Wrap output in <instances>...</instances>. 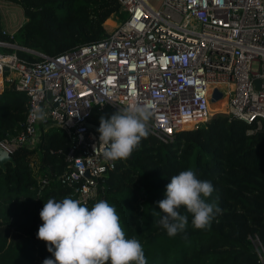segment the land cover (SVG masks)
<instances>
[{"label": "trees", "instance_id": "16d2710c", "mask_svg": "<svg viewBox=\"0 0 264 264\" xmlns=\"http://www.w3.org/2000/svg\"><path fill=\"white\" fill-rule=\"evenodd\" d=\"M9 1L19 4L25 16L11 40L47 56L107 37L109 17L125 15L118 0ZM6 50L29 64L44 59L20 48ZM27 98L25 91L5 83L0 93V139L23 128ZM115 112L109 106L94 107L89 119L100 125L101 116L110 118ZM40 128L35 147L18 146L12 151L14 163L0 167V264L54 259L48 242L37 237L44 223L40 212L49 198L75 199L71 187L59 178L67 166L64 155L71 138L59 126ZM188 169L212 183L214 191L206 199L222 211L210 227L196 229L193 215L181 206L179 211L189 221L186 232L169 236L159 224L164 213L158 202L166 198L172 176ZM102 186L87 206L100 200L114 204L126 238L141 242L148 264H264L263 123L217 112L165 141L150 133L128 159L115 160Z\"/></svg>", "mask_w": 264, "mask_h": 264}, {"label": "built area", "instance_id": "2783aa9c", "mask_svg": "<svg viewBox=\"0 0 264 264\" xmlns=\"http://www.w3.org/2000/svg\"><path fill=\"white\" fill-rule=\"evenodd\" d=\"M118 2L126 14L107 37L54 56L13 42V32L0 28V93L8 83L28 96L23 128L6 134L0 146L11 153L33 148L40 124L63 128L71 141L59 178L86 203L115 167L102 156L100 133L87 125L94 107L146 104L153 113L150 133L163 141L217 112L264 124V0ZM7 48L44 59L29 64ZM214 87L225 99L217 112ZM37 107L44 120L36 118Z\"/></svg>", "mask_w": 264, "mask_h": 264}, {"label": "clouds", "instance_id": "9594fccd", "mask_svg": "<svg viewBox=\"0 0 264 264\" xmlns=\"http://www.w3.org/2000/svg\"><path fill=\"white\" fill-rule=\"evenodd\" d=\"M34 113L39 120L46 118L43 108H34ZM152 115L148 105L133 102L110 118L101 116L97 131L99 143L104 145L103 158L128 159L142 139L149 136ZM213 191L212 183L198 179L191 169L172 176L166 186V198L158 202L164 213L159 224L169 236L185 233L188 216L179 211L185 206L193 215L194 228L210 227L214 216L222 211L206 199ZM40 216L44 223L37 237L48 242L47 249L54 256L43 264H148L141 242L135 237L126 238L116 206L107 200L89 208L86 202L71 196L60 201L49 198Z\"/></svg>", "mask_w": 264, "mask_h": 264}, {"label": "rangeland", "instance_id": "374dc122", "mask_svg": "<svg viewBox=\"0 0 264 264\" xmlns=\"http://www.w3.org/2000/svg\"><path fill=\"white\" fill-rule=\"evenodd\" d=\"M161 0H150V3L154 6H158ZM126 14V13H125ZM0 19L6 24L7 30L9 32H14V29L24 20V14L21 6L15 2L9 0H0ZM110 22L105 24L108 31L113 28V24L118 22L119 16L113 14L109 17ZM16 30V29H15ZM216 100L212 102V111L217 112L225 108V99ZM220 101V102H219Z\"/></svg>", "mask_w": 264, "mask_h": 264}, {"label": "water", "instance_id": "95a60500", "mask_svg": "<svg viewBox=\"0 0 264 264\" xmlns=\"http://www.w3.org/2000/svg\"><path fill=\"white\" fill-rule=\"evenodd\" d=\"M257 86L259 85V80L256 79L255 80ZM222 95V92L217 88L214 87L213 92H212V96H211V101L214 102L216 100H218ZM87 125L91 128H93L94 130H97L99 128V124L93 122V121H87ZM13 162L14 163V158L12 156V153L8 150H6L5 148H3L2 146H0V167L5 169L6 167V162Z\"/></svg>", "mask_w": 264, "mask_h": 264}, {"label": "crops", "instance_id": "0c3cea01", "mask_svg": "<svg viewBox=\"0 0 264 264\" xmlns=\"http://www.w3.org/2000/svg\"><path fill=\"white\" fill-rule=\"evenodd\" d=\"M21 9H22V7H21ZM22 11H23V9H22ZM24 20H25V16H24ZM24 20H23V21H24ZM23 21H22V22H23ZM22 22H21V23H22ZM0 23H1L2 27H4V28L7 29L6 24L2 21V19H0ZM21 23L18 25V27L21 25ZM18 27H17V28H18ZM17 28H15V29H17ZM15 29H14V32H15ZM14 32H13V33H14Z\"/></svg>", "mask_w": 264, "mask_h": 264}, {"label": "bare ground", "instance_id": "6f19581e", "mask_svg": "<svg viewBox=\"0 0 264 264\" xmlns=\"http://www.w3.org/2000/svg\"><path fill=\"white\" fill-rule=\"evenodd\" d=\"M223 100V99H222ZM222 100H221V102H222ZM220 102V101H219Z\"/></svg>", "mask_w": 264, "mask_h": 264}, {"label": "snow or ice", "instance_id": "6c2138e0", "mask_svg": "<svg viewBox=\"0 0 264 264\" xmlns=\"http://www.w3.org/2000/svg\"><path fill=\"white\" fill-rule=\"evenodd\" d=\"M170 131V130H169Z\"/></svg>", "mask_w": 264, "mask_h": 264}]
</instances>
